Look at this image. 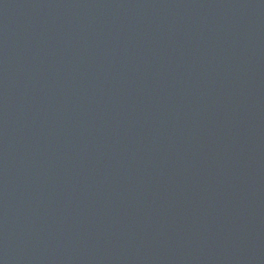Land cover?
<instances>
[{
	"label": "water",
	"instance_id": "water-1",
	"mask_svg": "<svg viewBox=\"0 0 264 264\" xmlns=\"http://www.w3.org/2000/svg\"><path fill=\"white\" fill-rule=\"evenodd\" d=\"M0 264H264V0H0Z\"/></svg>",
	"mask_w": 264,
	"mask_h": 264
}]
</instances>
